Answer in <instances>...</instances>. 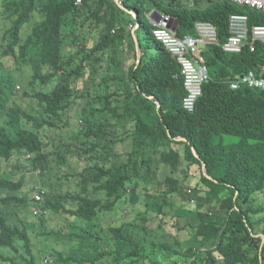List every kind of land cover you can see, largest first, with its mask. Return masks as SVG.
Instances as JSON below:
<instances>
[{
	"label": "trees",
	"instance_id": "1",
	"mask_svg": "<svg viewBox=\"0 0 264 264\" xmlns=\"http://www.w3.org/2000/svg\"><path fill=\"white\" fill-rule=\"evenodd\" d=\"M0 1L16 15L0 32L1 55L30 65L34 79L53 85L41 93V120L35 119L33 130L15 114L0 130V158L31 153L28 163L41 169L46 189L44 213L29 223L19 211L28 209V200L18 192L31 191L33 180L0 179V262L40 264V250H33L37 229L43 237L55 235L54 242L79 239L77 248L53 244L57 264H264V91L229 86L237 75L264 65V43L240 53L208 45L211 79L187 112L179 65L155 40L146 16L152 6L170 14L180 36L194 34L195 21L210 22L223 42L231 13L247 14L253 26L264 25L263 11L230 0H194V6L188 0H125L123 7L113 0ZM35 11L42 19L22 37L21 24ZM137 21L136 33L154 52L143 51L139 63L128 29ZM125 42L132 50L123 49ZM2 93L0 80V106ZM190 178L196 180L188 192ZM67 179L76 188L67 187ZM125 201L133 219L102 232L84 226ZM50 211L62 214L59 231L46 229ZM91 244L94 256L85 250Z\"/></svg>",
	"mask_w": 264,
	"mask_h": 264
},
{
	"label": "clouds",
	"instance_id": "2",
	"mask_svg": "<svg viewBox=\"0 0 264 264\" xmlns=\"http://www.w3.org/2000/svg\"><path fill=\"white\" fill-rule=\"evenodd\" d=\"M113 1L118 6L123 7V3H124L125 0H123L122 2H119V0H113ZM188 1H189V6H194V4L191 5L190 0H188ZM230 1L231 2H234L236 4H239V5H247V6H249L248 4H245V3H238V2H235L233 0H230ZM194 3H195V1H194ZM75 4L76 5H81L82 4V0H76L75 1ZM249 7H251V6H249ZM145 8H148V5ZM251 8H253V7H251ZM124 9L127 10L126 8H124ZM254 9H257V8H254ZM257 10L263 11L262 9H257ZM130 13L136 19L138 18V15H137L136 12L130 11ZM162 13H165V12L160 11V10H157L155 8V6H152L150 9H147L146 16H147L148 21H149V16L150 15L155 20H159L161 18V14ZM37 14L39 15V19L33 21L34 18H35V16ZM238 14H244V13H238ZM15 18H16V15L12 14V11H8L6 9L5 3H1V1H0V32L2 30H6L7 31L9 28H11L12 23H13V20ZM41 19H42L41 14L39 12L35 11L33 13V16L27 22H25L23 25L21 24L20 31H19L20 35L22 37H27L30 34L31 29L33 28V25H35L36 23L40 22ZM172 20H173V22H172V25L171 26L173 28V24H174V22L176 20L173 17H172ZM3 21H6L8 23V26L7 27H5L3 25V23H2ZM198 21H200V20H198ZM248 21H249V18H248ZM30 22H31V24L29 26L27 25L25 27V24L26 23L29 24ZM152 26H153V24H152ZM27 27H29L28 33H25V30H26ZM138 27H139L138 21H137L136 26L133 25L132 23H130L128 25V29L130 30V32L132 34V39L134 41V46H135L134 49H135V51H136V42H135V38H134V33L137 36L136 30H137ZM249 27H251V26H249ZM177 28H178V26H177ZM117 29H118V26H116L115 28H113L111 30V33L114 34ZM176 32H177V29H176ZM195 34H196V30H195V33L194 34H189V35H195ZM216 35H217V33H216ZM217 40H218V38H217ZM210 44H214V43H209V44H206V45H203L202 46L204 58H205L206 47L208 45H210ZM215 45L221 47L219 44H215ZM125 47H127V49L130 50V48L128 47V45L125 44L123 46V49H125ZM161 47L164 49L165 52H167L163 46H161ZM143 53L144 52H143L142 47H141V57H142ZM167 53H169V52H167ZM228 53H230V52H228ZM205 60H206V58H205ZM136 61H137V53H136ZM206 64H207V61H206ZM25 67H30L31 73H30L29 79H28V87H23V85L21 84L22 87L24 88V91H23V94L20 95L18 89L21 88V85L20 84H16V82H15L16 80L19 81L20 79L19 78H15V76L16 75H22L25 72V70H24ZM179 68H180V66H179ZM250 70H252V69H250ZM208 71H209V68H208ZM24 75L27 76L28 74L25 73ZM88 75L89 74L84 73V76L81 79V85L83 87H84V82L86 81ZM209 75H210V73H209ZM239 75L242 76V74H239ZM210 79H211V76H210ZM0 80H1V88H2V91H3V93H2V99H1V104L2 105L0 106V130L2 128H8V122L12 119V115L13 114H15V116H17V120H18V122L20 123V125L23 128L28 129V130H33V125H34L35 119H38L39 118L41 120L40 114L38 113L39 104H41V93L49 92L52 89L53 85L50 84V83H44L40 79H34V71H33L32 67L30 65H28V64L18 65L15 62V59H14L13 56L3 57L1 55V53H0ZM19 83H21V82L19 81ZM229 84H230V82H229ZM83 104H85V100H84ZM158 104L160 106V102L159 101H158ZM44 129H45L44 127L41 128V130L43 131V137H44ZM48 132H49L48 134H50V137H54L55 136L54 135L55 134L54 130H48ZM116 151H121V147H120L119 144H117V146H116ZM31 157H32V155L29 152H27V153L26 152H19V153L14 152V153H12L7 158H0V167L3 166V167L8 168V169H4L2 167L3 173H0V179L1 178H13L16 181V179L19 178V177H17V172H21L22 173L21 176L25 175L26 176V180H30V179L33 180L34 184H33L32 190L29 191L28 189H26V190L25 189H23V190L21 189V191L18 192V195L19 196H25L27 198V200H28L27 201L28 202V209H29V205H30L32 214L35 217H39L40 215H42L44 213V210L42 208V203L45 201L46 189L42 185V181H41V173H42V171H41V169L40 168H33L30 165V163H28V161H29V159ZM18 165H21L22 166L21 169H18L17 168ZM11 167H13V170L12 171H9L11 169ZM66 181H67V183H66L67 187L73 186V188H76L75 181L74 180L67 179ZM187 190H188V192H191V189L190 188H187ZM127 191L129 192L130 190L128 189ZM36 195H38L39 197L37 198ZM115 208H116V206H115ZM115 208L113 210H111V211H114ZM111 211H108L107 213H109ZM51 213H53V212L50 211L49 214H51ZM104 213H106V212H103V214ZM103 214H100V215H103ZM95 220H97V218H95L93 221H95ZM91 223H89L90 225L87 224L88 225L87 228H89V229L90 228L96 229L97 224H94V225L91 226ZM263 236L264 235L261 236L262 237V243H264ZM46 257H50L51 258V256H45L44 258H46ZM44 258L41 260V264H44V262H43ZM52 262H53V260L51 258V262L50 263H52ZM50 263H48V264H50Z\"/></svg>",
	"mask_w": 264,
	"mask_h": 264
},
{
	"label": "built area",
	"instance_id": "3",
	"mask_svg": "<svg viewBox=\"0 0 264 264\" xmlns=\"http://www.w3.org/2000/svg\"><path fill=\"white\" fill-rule=\"evenodd\" d=\"M123 0H119L122 2ZM238 3H245L249 6L264 11V0H233ZM191 5L194 4L190 0ZM149 21L153 24L152 34L154 38L169 52L180 66V74L183 78L185 95L182 98V107L192 112L198 97L202 94V87L210 79L208 66L203 55V45L214 43L219 44L223 51L239 53L245 47L252 52L257 42L264 43V25L255 24L248 26L246 14L232 13L228 19L229 35L223 42L217 40L216 28L209 22L195 21V35L179 36L172 28V17L162 13L159 20L151 15ZM230 88L238 89L245 85L258 88L264 91V65L260 66L259 72L249 70L247 73L238 75L230 81ZM38 198L39 196L36 195ZM44 264L51 262L50 257L43 260Z\"/></svg>",
	"mask_w": 264,
	"mask_h": 264
},
{
	"label": "rangeland",
	"instance_id": "4",
	"mask_svg": "<svg viewBox=\"0 0 264 264\" xmlns=\"http://www.w3.org/2000/svg\"><path fill=\"white\" fill-rule=\"evenodd\" d=\"M148 4L146 3H143V6L146 7ZM39 19V15L37 14L34 18L33 21L35 20H38ZM3 25L5 27L8 26V23L6 21H3L2 22ZM31 22L28 24L26 23L25 24V27L28 25H30ZM33 25V24H32ZM31 25V26H32ZM135 25V24H134ZM34 26V25H33ZM136 26V25H135ZM28 29L29 27L26 28L25 30V33H28ZM23 32V31H22ZM137 38L139 40V44L141 45L142 47V50L147 53L148 55H152L154 52L153 50L147 45L143 35H142V32H138L137 33ZM132 49V48H130ZM120 53V51H119ZM25 72L22 74V75H16L15 78H19L20 82L18 80H16V84H22L23 87H28V79H29V75L31 73V69L30 67H25L24 68ZM25 73H27L28 75H24ZM21 85V88H19V94L22 95L23 94V91H24V88L22 87ZM85 100V99H84ZM83 99H81L82 103L80 104L81 106L83 105V102H84ZM72 110V109H71ZM72 115H75V111L73 110L72 111ZM75 119V118H74ZM49 148H53L52 146H49ZM77 165V162L75 163L74 166ZM3 167V166H2ZM2 167H0V173H3V169ZM4 169H8L6 167H3ZM195 168V167H194ZM196 169V176L198 175V170L197 168ZM13 170V167H11V169L9 171H12ZM22 175L21 172H17V177H20ZM193 178H190L185 186L186 188H189V186H194L195 183H193L194 181L191 180ZM140 194L143 195V192L144 190H140L139 191ZM178 200H180V197H177ZM143 203V202H142ZM138 207L140 208V210H143L144 209V205H138ZM21 213H20V216L23 218V220H26V222H29L31 223L32 221H36L37 222V218H35L31 212V208H30V205H29V209H27L25 212L22 211V210H19ZM62 214L60 213H51L50 215H47L45 216V219H46V222H45V226H46V229L47 231L52 228V226H55V230L59 231L63 225V222L62 220H59L60 216ZM53 216V217H52ZM51 217V218H49ZM135 217V211L133 212V210L131 209V205L128 201H125L124 203H117L116 205V208L114 211H111L109 213H104L103 215H100L97 220L93 221L91 223V226L94 225V224H97V231L98 232H102L104 229H107L108 228V225H115V224H120L122 223L123 221H126V220H131ZM76 220H78L79 223H82L81 219H78L76 218ZM38 223V222H37ZM85 227L88 226V225H84ZM36 229V227H35ZM65 232H70V230L67 231V228L64 229ZM73 230V229H72ZM101 234V233H100ZM102 235V234H101ZM32 237H33V240L35 241L36 243V246L33 248L34 251H37V249L40 250V252L38 253L37 251V254L40 256L39 257V260H40V264H41V260L45 257V256H51V258H53L54 262L51 263V264H57L56 261H55V258L50 254L52 252V248H53V244L56 243V247H58L59 249H64V248H77L78 246H82L79 239L78 240H74L72 242H67V238L66 239H63V240H60V239H57L56 242H54V239L55 238V235L51 236V237H43L41 235L38 234L37 232V229L36 231H34L32 233ZM94 248H96L95 246L93 247L92 244H91V247H86L85 250H89V252L91 253V256H94L97 252L94 250ZM98 249V248H97ZM5 253L9 254V251L8 250H4ZM67 252H64V254H66ZM123 262H120L119 264H121ZM0 264H9V263H2L0 262ZM99 264H117L115 261L111 260V259H108V261H104L103 263H99Z\"/></svg>",
	"mask_w": 264,
	"mask_h": 264
},
{
	"label": "water",
	"instance_id": "5",
	"mask_svg": "<svg viewBox=\"0 0 264 264\" xmlns=\"http://www.w3.org/2000/svg\"><path fill=\"white\" fill-rule=\"evenodd\" d=\"M177 26H178V21H175L174 24H173V29L176 30ZM134 38H135V42H136V53H137V61L136 62L139 63L140 59H141V46L139 44V40H138L137 36L135 35V33H134ZM158 106H159V104H158ZM178 139L180 140L182 138L179 137ZM193 153L195 154V156L199 157V154L197 153L195 148H193ZM201 166H202L203 174L206 177L211 179V176L208 175L207 170H206V163L202 161ZM263 239H264V236H263Z\"/></svg>",
	"mask_w": 264,
	"mask_h": 264
},
{
	"label": "crops",
	"instance_id": "6",
	"mask_svg": "<svg viewBox=\"0 0 264 264\" xmlns=\"http://www.w3.org/2000/svg\"><path fill=\"white\" fill-rule=\"evenodd\" d=\"M126 45H128L127 43H125ZM128 47H129V45H128ZM130 50H132V49H130Z\"/></svg>",
	"mask_w": 264,
	"mask_h": 264
}]
</instances>
